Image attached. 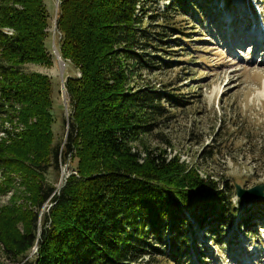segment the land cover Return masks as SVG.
<instances>
[{"label":"trees","instance_id":"trees-1","mask_svg":"<svg viewBox=\"0 0 264 264\" xmlns=\"http://www.w3.org/2000/svg\"><path fill=\"white\" fill-rule=\"evenodd\" d=\"M159 1L60 0L58 51L78 72L64 82L71 109L61 143L52 137L51 79L23 70L25 63H51L44 0H0V120L12 115L26 126L18 138L0 142V171L34 178L30 192L36 196L27 229L5 244L14 260L177 264L183 254L191 256L189 247L199 255L195 237L189 240L196 227L207 226L215 241L222 236L219 228L232 224L238 211L235 181L222 178L220 187L177 155L168 158L164 149L142 156L134 144L151 134L168 143L160 127L172 110L189 103L180 85L158 90L136 81L140 70L177 62L163 60L175 56L166 40L171 32L190 37L189 27L176 18L195 0H167L163 9ZM212 155L211 150L206 159ZM260 155L264 161V151ZM68 157L76 173L59 190L37 177L36 168L48 161L59 168ZM46 201L52 205L39 219ZM254 202V211L244 209L248 234L257 211L264 210V200ZM143 256L148 259L139 260Z\"/></svg>","mask_w":264,"mask_h":264},{"label":"rangeland","instance_id":"rangeland-1","mask_svg":"<svg viewBox=\"0 0 264 264\" xmlns=\"http://www.w3.org/2000/svg\"><path fill=\"white\" fill-rule=\"evenodd\" d=\"M59 3L60 0H44L48 14L46 47L51 63H25L23 70L51 79L52 137L54 142L63 143L71 109L64 82L67 75L78 72L56 55L55 48L59 53L56 27ZM195 3L191 10L176 18L181 25L189 27L190 37L182 38L175 31L166 38L172 50L169 53L175 56L163 60L177 62L168 69L140 70L136 75L140 84L158 90L163 85L167 88L180 85L179 90L189 97V103L172 110L173 116L160 127L159 133L168 143L161 136L151 134L134 144L142 156L146 151L157 153L165 149V156L177 155L188 169L203 178L209 175L220 187L221 179L226 177L235 181L234 184L250 188L264 182V161L260 155L264 151V59L255 40L240 26L249 19L248 15L239 14L241 10L252 12L261 19L260 26L264 29V0H195ZM166 4L167 0H160L158 7L163 9ZM227 14L231 17H226ZM11 117L0 120V142L9 143L10 138H18L26 129L18 117ZM211 150L212 158L206 159ZM73 165L70 157L61 161L59 168L48 161L36 168L37 177L59 190L66 178L76 173ZM34 181L18 170L0 171V264L24 263V260H14L5 244L14 233L27 229L36 211V196L30 192ZM244 200L234 194L237 214L232 224L219 228L222 236L215 241L207 226L199 230L196 227L189 240L195 237L199 255L189 247L191 256L183 254L177 264H264V210H256L259 217L248 234L244 209L252 207L254 211L255 200ZM51 205V201L42 205L39 219ZM186 217L193 222L189 215ZM36 251L35 245L28 258ZM141 259L146 261L148 257Z\"/></svg>","mask_w":264,"mask_h":264},{"label":"bare ground","instance_id":"bare-ground-1","mask_svg":"<svg viewBox=\"0 0 264 264\" xmlns=\"http://www.w3.org/2000/svg\"><path fill=\"white\" fill-rule=\"evenodd\" d=\"M247 14L248 15V20L241 24L240 26L242 27L243 30L247 31V33L250 35L252 39L255 40L256 46L259 47V50L264 51V29L260 26V18L258 16H253L252 12L250 13L249 11L246 13V10H241L239 15ZM231 14H227L226 17L230 18ZM238 15V16H239ZM263 59H264V52L262 54ZM263 94V93H262ZM264 96V94H263Z\"/></svg>","mask_w":264,"mask_h":264},{"label":"water","instance_id":"water-1","mask_svg":"<svg viewBox=\"0 0 264 264\" xmlns=\"http://www.w3.org/2000/svg\"><path fill=\"white\" fill-rule=\"evenodd\" d=\"M56 55L61 61L62 58L55 48ZM63 61V60H62ZM61 61V62H62ZM236 196L245 200H259L264 198V182L258 183L250 188H243L239 184H235Z\"/></svg>","mask_w":264,"mask_h":264}]
</instances>
